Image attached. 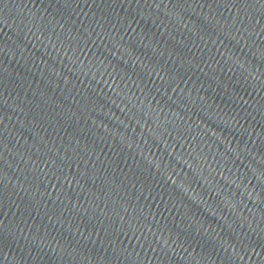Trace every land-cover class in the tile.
Returning a JSON list of instances; mask_svg holds the SVG:
<instances>
[{"label": "water", "instance_id": "water-1", "mask_svg": "<svg viewBox=\"0 0 264 264\" xmlns=\"http://www.w3.org/2000/svg\"><path fill=\"white\" fill-rule=\"evenodd\" d=\"M0 264H264V0H0Z\"/></svg>", "mask_w": 264, "mask_h": 264}]
</instances>
